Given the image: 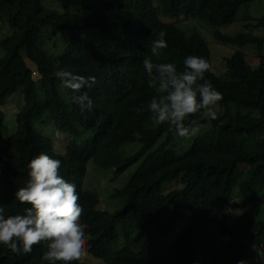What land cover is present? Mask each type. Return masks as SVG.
<instances>
[{
	"label": "trees",
	"instance_id": "obj_1",
	"mask_svg": "<svg viewBox=\"0 0 264 264\" xmlns=\"http://www.w3.org/2000/svg\"><path fill=\"white\" fill-rule=\"evenodd\" d=\"M57 1L65 9L63 13L45 6L42 0H0V15H7L13 29L0 46V105L19 90L24 98L16 114V131L7 134V144L0 147V205L4 214H24L26 205L14 200V193L27 183L30 160L46 153L61 161L59 172L76 185L77 202L82 207L79 222L84 226L86 243L81 258L73 264H82L85 253L105 264H192L197 252L195 236L206 223L212 224L214 233L227 237L208 264H237L251 258L264 264V219L245 212L233 221L228 214L234 197L254 205L264 189V15L256 24L246 25L262 28V35L216 33L225 42L254 44L260 54L258 69L248 64L242 52L233 54L227 60L226 79L212 71L211 50L203 36L195 31L188 34L178 23L161 18L183 16L228 25L243 5L255 0H162L159 8L154 0H133L129 7L123 6V0H89L92 4L80 11L73 10L79 0ZM88 30L96 34L95 39L85 35ZM160 31L166 33L167 48L159 58L153 57V62H171L182 71L186 56L204 57L209 64L205 78L221 92L223 98L218 103L228 106L223 116L210 122L199 114L190 117L212 125L214 136L211 142L197 137L183 155L169 147L176 136L166 124H154L147 111L157 89L148 86L140 61L151 55V42ZM46 33L62 36L63 53L54 55L46 50ZM59 69L95 78L91 88L81 90L93 99L91 112L82 113L72 101L71 90L61 88L53 76ZM232 103L239 109H255L259 116L234 114L229 110ZM47 114L61 131L75 137L65 154L57 153L53 138L35 126ZM87 132H93L94 137L79 144L77 136ZM247 137L255 140L249 148L243 145ZM133 142L142 143V149L125 155L124 144ZM90 160L118 173L140 162L128 182L113 194L124 198L118 209L101 206L97 193L84 189ZM241 164L249 166L246 172L240 169ZM172 181L178 186L165 192V184ZM133 218L143 226L162 221L150 236L141 238L138 232L121 239L119 225ZM179 222H183L182 228L165 247L163 237ZM47 242L33 245L27 254L13 253L0 245V264H41ZM261 251L262 259L258 257Z\"/></svg>",
	"mask_w": 264,
	"mask_h": 264
},
{
	"label": "clouds",
	"instance_id": "obj_2",
	"mask_svg": "<svg viewBox=\"0 0 264 264\" xmlns=\"http://www.w3.org/2000/svg\"><path fill=\"white\" fill-rule=\"evenodd\" d=\"M151 42L150 56L140 61L147 74L149 87H156L147 111L156 125L166 124L176 137H195L205 125L195 119L217 118L214 110L222 94L205 78L209 64L202 56L188 55L183 60V70L174 63H154L167 48L166 33L160 31ZM62 89L72 92V101L80 111L91 112L93 99L85 87L91 88L94 77H84L66 69L54 71ZM137 138L139 133H133ZM61 161L46 153H40L27 165L28 180L24 187L17 188L14 200L26 205L24 214L5 215L0 205V245L13 253H30L33 245L48 241V250L41 255V264H73L79 261L86 243L84 226L79 222L82 207L77 202L79 195L76 185L66 180L59 172ZM237 264H246L239 260Z\"/></svg>",
	"mask_w": 264,
	"mask_h": 264
},
{
	"label": "rangeland",
	"instance_id": "obj_3",
	"mask_svg": "<svg viewBox=\"0 0 264 264\" xmlns=\"http://www.w3.org/2000/svg\"><path fill=\"white\" fill-rule=\"evenodd\" d=\"M133 0H123V6L129 7L132 6ZM43 4L47 7L58 10L59 12H64L65 9L63 5L57 0H42ZM162 0H154L156 8L161 6ZM92 3L89 0H79L78 5L73 8L74 11H80L84 7H89ZM264 15V0H255L251 3L245 4L241 7L240 11L237 14L236 20L228 25H212L206 21L200 19L186 18L181 17L180 19H172L166 16H161V18L169 23L180 25L183 29L186 30L188 34H191L193 31L199 33L203 36L207 42L208 47L211 50L212 54V66L211 69L219 77L226 79L227 78V60L233 56L236 52L240 51L245 55V58L248 64L253 69H258L260 64V54L257 51V48L254 44L247 45H237L230 42H225L218 38L216 35L217 32H221L226 36H235L238 33L242 32H252L257 35L263 34V29L260 27H247L246 25L249 22L256 24V19ZM251 16L255 18L254 20H248L246 17ZM178 23V24H177ZM13 33V29L7 22V15H0V46L1 42L8 39ZM85 35L95 37V33H92L91 30H88ZM45 39L47 43L45 44L46 50L50 54L59 55L63 53L65 49V43L62 36H55L50 33L45 34ZM95 39V38H94ZM58 46V47H57ZM57 47V48H56ZM264 55V50H263ZM3 54L2 48L0 47V56ZM33 67V64L31 63ZM36 70V68H35ZM37 72V71H36ZM38 77V74L35 75ZM42 98V96H41ZM24 105V98L22 91L12 94L6 100V103L0 105V113L3 118V127L0 128V147L7 144V134H12L16 131L17 121L16 114ZM228 106H223L217 104L215 111L217 112V117L223 116L228 111ZM229 110L234 114L248 115L252 114L254 116H259V112L251 108H238L236 104L232 103L229 105ZM205 126L201 128V131L191 138H180L175 137L173 141L169 144V147L177 154L183 155L192 145L193 141L197 137H203L208 142L213 140L214 128L212 125L204 124ZM5 126V128H4ZM35 126L39 132L44 135L50 136L54 140L55 151L59 154L66 153V147L68 143L74 139V135L68 132L61 131L56 124L51 120L49 115H45L41 120L35 122ZM94 137L93 132L83 133L81 136H77V141L79 144L84 145L87 140H90ZM164 138L160 139L157 144L159 145ZM254 139L245 138L243 145L247 148L251 147L254 144ZM143 147V144L140 142L125 143L122 150L125 155H131L138 152ZM139 161L135 162L128 169L122 173H118L115 168H103L96 164L94 160H90L87 167V174L84 180V189L93 191L97 193L101 206L107 207L108 210L114 211L122 206L124 198L119 196H113L116 189L123 187L131 175L136 171ZM249 166L247 164H241L240 169L242 171H247ZM175 181L165 184V192H169L170 189L177 187ZM238 188L235 189L234 196L237 194ZM246 200L242 197L236 196L232 200L229 209V219L236 220L242 216L245 212H250L254 217L264 219V189L260 191V197L257 203L245 204ZM166 215L162 220L167 218ZM161 220V221H162ZM157 222L153 225L143 226V224L138 219H131L126 225H119V233L121 239L124 238L126 234L129 235H138L139 237L150 236L155 228L161 222ZM212 225V224H211ZM209 223L196 234L197 242V252L192 264H208L212 253L219 247L223 246L227 240V237L214 233L212 226ZM183 226V222H179L173 229V231L163 237V243L165 247H168L175 239L176 235ZM202 243L203 245H199ZM122 242L120 241L119 245ZM46 245V251L48 250V242ZM86 258L82 260V264H105L102 261L93 258L89 254L85 253ZM90 256V257H89ZM261 259L263 258V252L261 251L258 255ZM246 264L254 263V260L251 258L249 261L245 260ZM258 264V263H254Z\"/></svg>",
	"mask_w": 264,
	"mask_h": 264
}]
</instances>
